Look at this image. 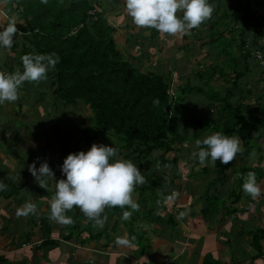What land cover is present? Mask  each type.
Returning <instances> with one entry per match:
<instances>
[{
	"label": "crops",
	"instance_id": "obj_1",
	"mask_svg": "<svg viewBox=\"0 0 264 264\" xmlns=\"http://www.w3.org/2000/svg\"><path fill=\"white\" fill-rule=\"evenodd\" d=\"M99 1L105 9L120 11L117 14L121 17L120 23L128 25L126 28H132L130 34L142 30L141 37L134 43V48L139 53L130 52L138 57L135 63L141 69L153 66L146 70L156 71L158 68L162 72H171L172 75L177 73L184 81L179 84L184 85L196 70H211L213 62L221 64L228 59L217 48L206 46L204 43L209 41V37L202 33L193 42H188L191 39H185L183 35L168 36L156 30L157 36L152 38L150 33L145 34L150 31L149 28L137 27L132 22L124 10L123 0L119 3L111 0ZM0 21H4L0 22V26H6L9 20L3 19L0 14ZM208 25L206 22L200 29ZM218 29L222 30L219 26ZM224 33L230 34L226 30ZM172 39L174 43L172 42L173 46L169 45L170 49L177 46L180 53L181 44L192 43L196 47L194 51L197 52L195 59L200 60L193 66L187 65L185 70L175 71L172 65L179 60L170 56L169 62L162 66L163 57H157L153 52L161 42V46H166L165 43ZM257 40L264 42V33L258 35ZM127 42L128 40L125 41ZM248 43L251 45V39H248ZM238 44L239 38L234 39L232 47L235 46V55H238V51H235ZM7 53L10 54L9 49L0 48V71L10 73L11 55L8 56ZM240 60L241 58L239 71L243 70ZM248 62L251 72L243 70L246 76L242 77V83L237 82L234 85L231 79L233 72L230 71L226 72L228 77H225L212 70L214 78L209 81L210 86L221 95L231 93L232 105L241 104L243 111L251 115V107L256 106L252 96L258 88V94H264V81L256 82L262 69L256 67L251 58ZM200 77H192L188 81L204 85L205 79ZM213 80L224 82L221 87L216 88L212 84ZM28 85L27 82L24 83L20 89V98L16 102L0 105V182L6 186L5 190L0 191V264H160L169 257H175L178 264H264V136L257 135L259 128L256 127V118L251 120L254 123L249 130V147L245 148L242 142L244 151L233 162L223 165L217 161L214 166L206 162L202 165L191 156L195 150V141L214 133V129L208 126L204 128L203 120L220 124L224 118L219 115L216 105L199 102L198 95L196 99H188L185 108H182L184 119L181 116L179 118L181 112L177 110L178 130L185 137L178 152L179 165L173 162L167 166L169 180H173L169 191L177 194L176 199L165 200L163 205H159L149 194L145 201L139 200V212H133L128 220L123 219L124 211L111 212L106 209L107 221L103 228H97L93 221L78 208H74L67 213L74 223L64 226L48 218L49 202L55 193V180H48V190L41 188L29 172L28 166L35 162L38 168L46 160L55 173L56 180L66 178L61 172V165L65 157L73 153L74 139L80 138L76 132L78 128H71L72 132L63 134L56 124L47 122V133L41 131L43 120L46 119L41 115V104L46 103L43 93L53 99L52 92L49 93L50 82L47 80L46 84L37 86L40 94L35 91L37 97L33 100L26 91ZM208 85L209 83L205 84V87ZM42 89H45L43 93ZM245 95L247 98H244ZM60 103V108L65 107L61 110L65 117L72 108ZM183 104L185 103L182 100L180 105ZM83 105L80 103V107L74 109L76 114L79 108L85 109ZM79 112V121L76 122H80L82 126L87 119L84 115H79ZM196 118L202 120V127L193 124L192 120ZM260 126L264 128L262 123ZM230 136L240 137L236 133ZM97 144L99 145L98 141ZM119 155L124 158L121 150ZM182 159L184 160L178 161ZM142 165L151 172L155 169L161 171V167L152 163ZM194 170H197L195 180L190 178V173ZM250 171L255 173L261 187V195L256 199H252L242 190L245 178L240 180V176L247 175ZM13 177L16 179L13 180ZM193 197L195 198L192 200ZM27 202L36 205V212L26 216L17 215ZM180 212H185L186 215L178 218ZM77 240L80 243L78 247L75 245ZM119 240H128L129 243L121 244L118 243Z\"/></svg>",
	"mask_w": 264,
	"mask_h": 264
},
{
	"label": "trees",
	"instance_id": "obj_2",
	"mask_svg": "<svg viewBox=\"0 0 264 264\" xmlns=\"http://www.w3.org/2000/svg\"><path fill=\"white\" fill-rule=\"evenodd\" d=\"M120 1L111 0L113 3ZM209 3L215 6V14H218L220 20H233L232 27L237 28V31H233L234 28L221 25L223 29L219 30V22L211 19L207 21L208 31H211L209 39L219 42L218 45L222 47L217 50L224 52L226 57L229 56L226 62L231 63L233 84L236 85L237 79L245 74L243 70L251 72L249 58L256 63V67L262 69L256 82L264 81V44L257 40V36L264 33V15L260 12L264 0H209ZM0 4L5 8L1 13L3 19L14 17L18 22L17 27L23 33L9 49V72L16 69L23 71L21 57L25 54L55 52L60 61L54 70L48 72L53 100L62 101L66 105L79 102L86 104L93 113L94 132L115 136L118 143L116 146L124 154V158L141 165L152 163L161 167V171L155 169L153 172L142 173L149 183L136 188L138 204L139 200L142 202L147 199L150 193L147 191L151 189L157 190L159 194H171L169 188L173 180H169L167 166L173 162L177 163L180 145L185 140L178 130V118L177 113L173 112V104L176 106L178 100L182 101L183 95L194 92L201 103H220L218 111L224 118L223 122L215 124L203 120L204 128L208 126L214 129V133L220 131L228 136L236 133L245 148L249 147V130L254 123L251 121L252 115L246 114L241 104L232 105L231 93L221 95L212 86L205 87V84H208L207 79L204 85L188 81L189 78L199 75L203 78V74L208 75L211 80L214 78L212 70L223 75L219 63L213 62L211 70L205 72L196 70L193 76L188 77L184 87H180L183 94L176 99L171 90L182 84L173 88L171 72L144 71L135 63L137 56L131 53L129 56L125 55L115 40V26L108 20V13L99 0H48L47 5L42 4L40 0H7L6 3ZM225 30L231 33L227 39L224 37ZM200 31L199 28L193 29L183 37L199 39L198 35L202 33ZM232 31L237 32L238 36ZM141 32L142 30L135 31L126 40L137 43ZM150 36H157L155 29H150ZM236 38H239V44L236 45L238 55L232 52L235 48L232 47V42ZM248 39H251V45ZM239 58L243 66L241 71L238 70ZM181 78L179 76L178 80H182ZM257 91V102L253 108L255 110L262 108L257 103L261 104L260 100L264 95L258 94ZM244 98H247V95ZM156 99H159V104L154 106L153 101ZM261 119L257 118L256 123L260 124ZM201 121L197 118L192 120L195 125L202 127ZM88 129L87 125L82 124L78 141L82 140L86 145H91L95 137L87 132ZM262 133L264 131L257 135ZM77 152L76 149L73 151ZM175 171L177 172V169ZM243 178L244 174L240 176V180ZM162 179L170 182L169 187L162 186ZM159 198L158 200L155 196L154 201L163 205L164 198ZM109 210L114 212L127 209L115 207Z\"/></svg>",
	"mask_w": 264,
	"mask_h": 264
},
{
	"label": "clouds",
	"instance_id": "obj_3",
	"mask_svg": "<svg viewBox=\"0 0 264 264\" xmlns=\"http://www.w3.org/2000/svg\"><path fill=\"white\" fill-rule=\"evenodd\" d=\"M7 0H0L6 3ZM47 5L48 0H40ZM126 14L132 22L141 28L155 29L168 36L188 35L193 29L209 21L215 6L209 0H123ZM17 20L10 18L6 26H0V48L11 49L16 38L23 33L17 27ZM23 71L19 69L8 73L0 71V105L14 103L20 98V89L25 82L39 85L48 78L49 70H54L60 61L55 52L50 54L29 53L21 57ZM159 104V99L153 105ZM244 151L238 136H228L217 131L202 140L195 141V150L191 153L200 164L206 162L223 165L233 162ZM254 155V154H253ZM35 182L48 190V180H55V193L51 197L49 220L60 225L74 223L67 213L78 208L97 228H103L107 215L106 209L119 207L130 209L123 212V219L131 218L133 212L139 211L135 199L136 188L146 183L137 164L130 159L121 158L119 150L112 145L93 143L89 150L69 153L61 165L64 177L55 179V173L48 162L42 161L37 168L35 162L28 166ZM13 180L16 178L13 177ZM20 179V178H19ZM6 186L0 182V191ZM242 190L246 195L256 199L261 195L254 172H248ZM177 194H174V197ZM36 212V205L27 202L17 215ZM180 212L178 218H183ZM118 243L128 244V240Z\"/></svg>",
	"mask_w": 264,
	"mask_h": 264
},
{
	"label": "rangeland",
	"instance_id": "obj_4",
	"mask_svg": "<svg viewBox=\"0 0 264 264\" xmlns=\"http://www.w3.org/2000/svg\"><path fill=\"white\" fill-rule=\"evenodd\" d=\"M258 2H260L261 0H257ZM218 2V1H217ZM211 3H213V2H211ZM4 7L0 4V14L4 11ZM117 11V12H116ZM116 12V13H115ZM120 11L119 10H110L109 11V9H106V13H108V20L110 21V22H112V24L115 26V31H114V37H115V40H116V42H117V44H118V46L120 47V49H122V51L125 53V55L126 56H129V54L128 53H136V54H138L139 53V51H138V49H136V48H134L135 47V44L134 43H132L131 41H128L127 43H125V39H126V37L132 32V28H126V27H128V25H126V24H124V23H120L121 22V17H119V15H117L118 13H119ZM260 12H261V15H264V5L262 4V6H261V9H260ZM263 12V13H262ZM117 15V16H113V15ZM111 15V16H110ZM218 15V14H217ZM216 14H215V11H214V14H213V16H212V18H211V20L212 21H216L217 23L219 22L221 25H225L226 27H232V24H233V20H229V21H227V20H220L219 18H218V16H217ZM119 17V18H118ZM0 22H4V21H0ZM120 23V24H119ZM0 25H1V23H0ZM218 25V24H217ZM221 25H218L219 27H220V29H222V26ZM126 28V29H125ZM234 27H232V29H233ZM200 29V28H199ZM201 31H202V35H205V37H209L210 36V32L211 31H208V26L207 27H202V29H201ZM200 31V32H201ZM233 31H237V28H234L233 29ZM232 31V32H233ZM196 32V31H195ZM149 33H150V31H147V32H145V34H148L149 35ZM237 32H233V34H236ZM196 34H198L197 32H196ZM231 34V33H230ZM198 36H200V35H198ZM227 34L225 33V35H224V37H225V39H227ZM236 36H238V34H236ZM229 37H230V35H229ZM165 39H167V38H165ZM185 39H191L190 41H188V42H193L192 40H194V39H192V38H185ZM217 39H219V38H217ZM216 39V40H217ZM224 40V39H223ZM185 41H187V40H185ZM174 43V41H173V39L172 40H169L167 43H165L166 44V46L165 45H162L161 46V44L163 43V42H161L160 43V46L157 48L156 47V51L155 52H153L154 54H156V56L157 57H160V56H162L163 57V59H162V66H163V63H168L169 62V57L170 56H173V58H174V60H179V61H176V62H174L173 63V65H172V68H174V70L175 71H182V70H185L186 69V67H187V65H195L196 63H197V61L198 60H200V58L197 60V59H195L196 57L194 56L197 52H195L194 50H196V47H195V45L194 44H192V43H188V44H181L180 45V53H179V51H178V49H176V47H175V49H170L169 48V45H172L173 46V43ZM184 43H186V42H184ZM226 43H228V42H226ZM226 43H224V44H226ZM260 43H263L264 44V42L263 41H260ZM206 46H209V47H216L217 49H219V48H221L222 46H219L218 44H219V42H216L215 40L213 41H211V39H209V41L208 42H205L204 43ZM159 49V50H158ZM225 50H228V49H225ZM160 51V52H159ZM235 51H237L236 49H235ZM182 52V53H181ZM232 52H234V50H232ZM222 53H224V52H222ZM225 54V53H224ZM7 55L9 56V54L7 53ZM206 55V54H205ZM146 56V55H145ZM200 56V55H199ZM144 57V56H143ZM156 57V58H157ZM229 57V56H228ZM156 58H155V60H154V62L156 61ZM209 60H207V62H208ZM148 62V61H147ZM207 62H205V63H207ZM176 63V64H175ZM147 65V64H146ZM171 65V64H170ZM149 66V65H148ZM153 67V66H152ZM152 67H146V69H150V68H152ZM169 67H171V66H169ZM219 67H221V69H222V73H223V75L225 76V77H228V75L226 74V72H228V71H230V72H232V67H231V63H230V61H228V62H223V63H221L220 64V66ZM146 69H142V70H144V71H149V70H146ZM239 70H240V68H239ZM156 71L158 72V71H160V69H156ZM162 73V72H161ZM164 75H166V74H164ZM205 77H203V79H207L208 81H209V76L208 75H205V74H203ZM246 75L245 74H243V76L242 77H245ZM177 77H178V74L176 73H174V75H172V84H173V88L175 87V85H178L179 83H182V82H184L183 80H178L177 79ZM242 77H240V78H238L237 79V81L238 82H243L244 80H242ZM48 78H49V75H48ZM48 78H47V80H48ZM229 79V78H228ZM231 79H234L233 78V76H232V78ZM246 79V78H245ZM47 80L46 81H44V82H41L40 84L42 85V84H46L47 83ZM250 80H251V78H250ZM224 82V80H219V81H212V84H215V87L216 88H219V87H221V83H223ZM251 82H252V80H251ZM29 85H28V87L26 88V91L28 92V94H29V98L31 99V100H33V99H35L37 96L35 95V91H37V93H39L40 94V90H38V85H36V84H33V83H29V82H27ZM209 83V85L211 84V82L209 81L208 82ZM253 84V83H252ZM243 85V84H242ZM254 85V84H253ZM180 87H184L183 85H181V86H176L174 89H172L171 90V93L173 94V97H175L176 99H178V97L181 95V94H183V92L182 91H180ZM242 87V86H241ZM51 87H50V89H49V93H51ZM45 89H42V93H43V91H44ZM264 91V90H263ZM261 93V92H260ZM259 93V94H260ZM44 95H45V100H46V103L45 104H41V115L42 116H45L46 117V119L45 120H43V128L41 129V131H46V133H47V129H48V127L46 126V124H47V122H50L51 124H56V127L57 128H59L62 132H63V134L64 133H70V132H72L73 130H70L71 128L73 129V128H78V130L76 131V132H78V136H81V130H80V128L79 127H82L81 125H80V122H79V124L76 122V121H79V119L77 118V115H78V112H79V115H84V118H86L87 119V121L85 120V125H87L88 126V131L87 132H89L90 134H93V137H95V140L94 141H92L91 142V145L93 144V143H96L97 144V141H98V143L99 144H104V142H106L107 144H105V145H109V144H111L113 147H116V148H118L116 145L118 144L117 143V140H115V138L112 136V135H110V134H101V133H98V132H94L95 130H94V128L92 127V122L93 121H91V120H93V117H91L90 118V112L91 111H89L90 110V108L86 105V104H84L85 105V109H81V108H79L80 110L78 111L77 110V114L75 113V108L77 107H80L79 106V104L80 103H74V104H72V105H66L67 106V108H69V107H71L72 108V111L67 115V116H65V117H63V115H62V113H61V110H64L65 109V107H59V103L60 102H57V101H54L53 99H51L50 97H48V95H47V93H43ZM253 102H257V98H256V94H253ZM190 98H192V99H196L197 98V96H196V94H194V93H188V94H186L185 96L183 95V103H185V104H183V106H181L180 104H181V99L180 100H178L177 102H176V106L173 104V112L176 114L177 113V110H178V112H181L180 113V115H179V118H180V116L182 117V113L184 112V110L182 109V108H185V105H186V102L188 101V99H190ZM260 102H261V104L260 103H257V104H259V105H261V107L263 108L264 107V97H262L261 98V100H260ZM177 103H178V105H177ZM60 104H62V103H60ZM83 105V106H84ZM216 106H217V108H219L220 107V103H217V104H215ZM256 105V104H255ZM255 107V106H254ZM253 107V108H254ZM67 108H66V111L68 112V110H67ZM70 108V109H71ZM193 108H195V110L197 109L196 107H195V105H193ZM252 107H251V115H252V117L253 118H262L261 119V123H262V125H264V109H262V108H259V109H257V110H255V109H253ZM249 109V108H248ZM194 110V109H193ZM194 110V111H195ZM89 116V117H88ZM182 119H184L183 117H182ZM186 120V119H185ZM186 122H188V120H186ZM194 124V123H193ZM79 126V127H78ZM256 127L257 128H259V130L257 129V132H260V131H264V128L262 129V127L260 126V124H256ZM70 130V131H65V130ZM97 136V137H96ZM262 136H264V133H262ZM262 136H261V138H262ZM77 138H79V137H77ZM117 139V138H116ZM90 141V140H89ZM74 142L75 143H73L72 144V151H74L75 149L79 152V151H87V150H89L90 149V147H91V145H86L85 143H84V141H82L81 140V142H79L76 138L74 139ZM260 144H262L263 145V143L262 142H260V141H258ZM189 143H191V145H192V142L191 141H189ZM189 143H187V144H189ZM124 159H126V158H124ZM184 159H182V160H178V161H183ZM141 163H143L142 161H141ZM179 163V162H178ZM177 163V164H178ZM135 164H137V166H138V168H140V170H141V172L142 173H148V170H147V168L144 166V165H139V163H136L135 162ZM179 165V164H178ZM190 169H191V167H189ZM195 171H197V170H194L193 172H191L190 173V178H194V180L195 179H197V178H195ZM202 172H207V171H203V170H201ZM244 177L246 178V175H244ZM163 180V179H162ZM164 182H163V187H166V186H168L169 187V185H170V182H168V181H165V180H163ZM146 182H148V181H146ZM149 183V182H148ZM150 187V186H149ZM191 191L193 192V189H191ZM147 192H150L149 194L151 195V198L152 199H154V197L155 196H157V199L159 200L160 198L159 197H161V198H164V200H170V199H176V195H175V197H174V194H168V195H166L165 193H161V194H159L158 193V191L157 190H154L153 191V189H151V190H148ZM158 193V194H157ZM195 197H193L192 198V200L194 199Z\"/></svg>",
	"mask_w": 264,
	"mask_h": 264
},
{
	"label": "built area",
	"instance_id": "obj_5",
	"mask_svg": "<svg viewBox=\"0 0 264 264\" xmlns=\"http://www.w3.org/2000/svg\"><path fill=\"white\" fill-rule=\"evenodd\" d=\"M258 56V54H256ZM77 247L80 246V243L79 241L77 240L76 241V244H75ZM160 264H178L177 260L175 257H169L167 258L166 260H164L163 262H161Z\"/></svg>",
	"mask_w": 264,
	"mask_h": 264
}]
</instances>
